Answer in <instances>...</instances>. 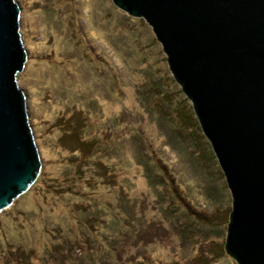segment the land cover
Returning <instances> with one entry per match:
<instances>
[{
  "label": "rangeland",
  "instance_id": "obj_1",
  "mask_svg": "<svg viewBox=\"0 0 264 264\" xmlns=\"http://www.w3.org/2000/svg\"><path fill=\"white\" fill-rule=\"evenodd\" d=\"M16 1L42 180L0 212V264H238L226 178L151 26L113 0Z\"/></svg>",
  "mask_w": 264,
  "mask_h": 264
},
{
  "label": "water",
  "instance_id": "obj_2",
  "mask_svg": "<svg viewBox=\"0 0 264 264\" xmlns=\"http://www.w3.org/2000/svg\"><path fill=\"white\" fill-rule=\"evenodd\" d=\"M143 18L191 101L232 196L225 250L264 264V0H113ZM20 6L0 0V212L37 180L39 150L16 75Z\"/></svg>",
  "mask_w": 264,
  "mask_h": 264
},
{
  "label": "trees",
  "instance_id": "obj_3",
  "mask_svg": "<svg viewBox=\"0 0 264 264\" xmlns=\"http://www.w3.org/2000/svg\"><path fill=\"white\" fill-rule=\"evenodd\" d=\"M82 140H84V139H82ZM86 140V143L89 145V144H93L94 143V140H92L91 138H89V139H85ZM84 140V141H85ZM98 163H104L102 160H99L98 161ZM41 174H42V172H41ZM41 178H40V176L37 178V180L35 181V183H38V182H41ZM68 187V189H69V186H63V185H60V186H57V187H55L54 189H62V190H64L65 188H67ZM49 189V188H48ZM69 191H72V188H71V190H69ZM60 193H64V192H61L60 191ZM64 194H61V196H63ZM81 226V225H80ZM60 236H64V232H62L61 231V233H60ZM67 238V237H66ZM71 239H74V240H76V238L75 237H72ZM55 254H57L58 255V252H56ZM60 258L62 257V256H59Z\"/></svg>",
  "mask_w": 264,
  "mask_h": 264
}]
</instances>
